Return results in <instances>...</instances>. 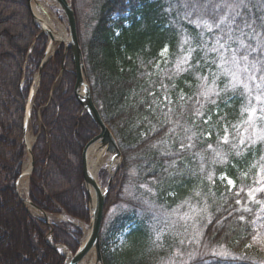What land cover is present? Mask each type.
Masks as SVG:
<instances>
[{"label":"trees","instance_id":"obj_1","mask_svg":"<svg viewBox=\"0 0 264 264\" xmlns=\"http://www.w3.org/2000/svg\"><path fill=\"white\" fill-rule=\"evenodd\" d=\"M189 2L197 0H94L84 20L73 3L94 100L123 151L104 218L131 181L135 208L146 218L115 251L102 235L105 264H264V251L252 242L264 200L256 178L264 134L254 133L257 119L249 123L250 110L259 117L264 107V40L254 39L258 51L248 61L234 63L232 41L198 23ZM217 2L228 0H205ZM254 4L264 12V0ZM33 20L28 0H0V264L66 262L46 241L49 225L14 187L25 158L26 99L48 44ZM64 56L61 45L43 67L35 98L41 130L30 199L48 213L64 210L87 222L83 151L99 129L77 95L70 51L60 71ZM3 176L11 184L2 186ZM131 214L113 222L110 237L121 236ZM66 227L54 228L53 242L76 252L83 232L73 238Z\"/></svg>","mask_w":264,"mask_h":264},{"label":"water","instance_id":"obj_2","mask_svg":"<svg viewBox=\"0 0 264 264\" xmlns=\"http://www.w3.org/2000/svg\"><path fill=\"white\" fill-rule=\"evenodd\" d=\"M63 11L65 12L67 19L70 25V33H71V43L70 48L72 51V59L75 66V75L77 79V93L81 104L83 105L84 109L88 111L91 118L94 120L96 125L100 129V135L94 138L84 149L83 159L86 163L84 166L85 169V184L89 195L91 197V220H92V233L84 240L81 244L78 251L75 255L71 258V260L66 264H78L86 255L90 249H94L96 252V263L97 264H104L102 248H101V227L103 223V216H104V208L106 202V193L100 187L98 182L92 177L90 174V170L87 166V156L90 154L91 149L93 148L94 144H98L99 149L103 148L106 149L107 152H110L114 155V159L116 162V168L118 169L122 162V151L120 149L118 140L116 139L115 135L113 134L112 130L108 127L105 123L99 109L97 108L94 99L90 84L88 82V75L84 61V55L82 52V48L79 45V38L77 32V21L75 16L74 8L69 0H56ZM31 5V0H29ZM36 16V15H35ZM52 40L55 39L54 35L49 32ZM30 104L31 98H28L27 101V113H26V120H25V132L28 129V117L30 111ZM29 153L31 155L32 160V169L35 165V159L32 154L31 148H29ZM112 180V178H111ZM20 181V179H19ZM89 187L94 189L96 203L94 204V198L90 193ZM108 190V188H107ZM34 207H36L33 203H31ZM38 210L43 212L46 217L47 213L42 211L40 208L36 207ZM47 219V218H46ZM48 221V220H47Z\"/></svg>","mask_w":264,"mask_h":264},{"label":"rangeland","instance_id":"obj_3","mask_svg":"<svg viewBox=\"0 0 264 264\" xmlns=\"http://www.w3.org/2000/svg\"><path fill=\"white\" fill-rule=\"evenodd\" d=\"M40 2L43 3L45 8H46V15L45 16L48 18L50 17L55 25L65 26L66 30L68 31L69 30L68 21L66 19V16H65L63 10L57 4V2L55 0H40ZM73 3L76 6V8L78 9L79 16L81 19L84 20L85 18L91 17V14L93 11L94 0H73ZM29 6L31 8L30 2H29ZM32 16H33V19H36V16L33 14V12H32ZM36 22L38 24H41L40 21H38L37 19H36ZM58 45H59V41H56L54 43L53 49L48 48L51 50V55L55 53ZM36 73L37 72L35 71L34 77H35ZM30 111H31V117L29 118L28 134L35 139L37 133L40 131V125H41V122H40L39 117H38L37 105H35V107L32 106V110L30 109ZM259 123L263 124L264 120H260V119L256 120V123L254 124V133H257L258 131H260L261 135H263L264 129L262 128V125H260ZM118 141L121 145V142L119 139H118ZM43 150H47V148L44 147ZM30 158H31V155L29 154V152L25 148V158L23 160L24 166H25V163L27 161H30L29 160ZM113 161H114V159H113ZM109 165L110 164H106L104 167H107L109 169V167H110ZM115 165H116V162H114L112 164V166H114V167H115ZM224 177L225 176L222 175L221 179H223ZM256 178H257V183H258V192L263 193V195H264V190H261V189H264V161H263V165L261 167V170L259 171V174ZM3 179H4V185H2V186H5V185L7 186V185L11 184V181L4 178V176H3ZM229 180H231V179H229ZM19 182L20 181L18 179L17 184L14 187H15L16 193L18 194L19 198L22 201V198H21L22 196L20 195V192L18 189ZM102 184H103V186L105 185L104 183H102ZM28 193H30V191ZM137 202H139V198L137 197L136 192H135L134 182L131 181L127 184L126 188L123 191L122 202L120 204H118L117 207L112 208L110 213L108 214L107 218L104 220V222H106V228L104 231V235H105L104 238H105V241L108 240V243L105 247L111 248L112 251H115L118 248H122L124 245H126L127 235L135 227L141 225L142 223H144L146 221L145 214H144L143 210H141L140 208H135V206H136L135 203L137 204ZM22 203L25 205V203L23 201H22ZM131 212H132L131 215L134 219L133 222H130V224H128L125 227L124 232L121 234V236H119L117 238L110 237L109 233L112 229L113 222L117 223V218L128 215ZM33 216L36 217L35 215H33ZM50 217H51L50 221H53V222H65L66 221L65 222V223H67V224H65L67 226L66 229H68L69 231H75V226L72 223H70V221H68V219L65 218L64 214L51 215ZM149 222L152 223L151 221H149ZM253 227L255 230V235L253 238V244L256 247H258L259 249H262L264 251V200L262 201V204L259 207V210L257 211V215L253 221ZM90 228L91 227L89 225H87V224L84 225L85 232L89 231ZM156 230H159V229H156ZM60 251L62 253L65 252V251L63 252L62 250H60ZM218 252L221 254L227 253V251H225V250H220ZM94 255H95V252H94ZM178 263H181V262H178Z\"/></svg>","mask_w":264,"mask_h":264},{"label":"snow or ice","instance_id":"obj_4","mask_svg":"<svg viewBox=\"0 0 264 264\" xmlns=\"http://www.w3.org/2000/svg\"><path fill=\"white\" fill-rule=\"evenodd\" d=\"M187 7L192 10V14L199 17L197 21L202 22L205 27L211 31L214 26L219 32H222V40L232 41L230 47L232 51V59L234 63L240 64L249 60V56L252 53H256L258 49L253 42L254 39L264 40V12L257 14V6L254 4V0H228L227 3H205V0H197L196 3L189 2ZM227 10V11H226ZM239 37L237 40H233L234 36ZM247 41V43H245ZM222 48L226 45H221ZM237 47L239 51L237 52ZM264 51V49H261ZM239 56V60L236 57ZM258 62V61H257ZM245 72H248V68H244ZM260 71L264 73V66ZM256 77L249 74V79H255ZM247 88V84L244 85ZM260 96H257V100ZM261 115L257 117L256 109L252 108L249 115V123L254 124L255 119L264 120V107L260 109ZM233 182L229 180V184ZM264 190V189H261ZM249 196H252V192H249ZM240 201L238 200L237 203Z\"/></svg>","mask_w":264,"mask_h":264},{"label":"bare ground","instance_id":"obj_5","mask_svg":"<svg viewBox=\"0 0 264 264\" xmlns=\"http://www.w3.org/2000/svg\"><path fill=\"white\" fill-rule=\"evenodd\" d=\"M31 10H32L33 14L36 15V19L38 21H40L41 26H43L46 30H48L51 34H53L56 37V39L59 40V43L64 46L65 56H64V59H63L62 65H61V69H60L61 72L64 71L67 67V61H68V57H69L68 52L70 51V53L72 55V51L70 48V43H71L70 30L67 31L65 26L55 25L50 17L49 18L46 17L45 16L46 15V8H45L44 4L40 2V0H31ZM76 21H77V19H76ZM77 32H78V38H79V45L82 48L78 21H77ZM54 43H55V41H51L49 48L53 49ZM32 55H33L32 49H30L28 51L27 57H26L27 58V64H29L28 59ZM50 59H51V50L46 49L44 56L42 58L41 64H40V69L38 70V73H37V78L33 82V85L31 87V90L29 91V95L27 97V99L29 97L31 98L30 107L33 103L36 92L38 90V85L41 82L43 67L50 61ZM27 64L24 67V70H26L27 68H30V69L32 68V66H27ZM29 65H31V64H29ZM73 66H74V64H73ZM74 71H75V66H74ZM27 75L28 74L24 73L22 85L25 83V79L27 78ZM29 113H30V111H29ZM96 136L98 137L99 135L97 134ZM33 143H34V138L27 133L25 145H28V148H29L33 145ZM99 147H98V144H94L93 148L90 151V154L87 156V158H88L87 159V166L90 170V174L98 183H99V180H98L99 170L102 167H104L106 164H112L114 162L111 154L109 152H107L106 149H103V148L99 149ZM83 154H84V152H83ZM29 160L30 161H27L25 163V166L23 164V168H22L23 176L20 179L18 189H19L20 195L22 196L21 198L23 199V202L25 203L24 206H26L27 210L28 211L30 210L31 213H33L34 215H36L38 217H44L45 214L43 212H41L40 210H38L36 208L37 205L34 202H32L29 198L30 193H28V192L30 191V183H31V178H32V174H33V172H31V169H32L31 158ZM82 163H83V166H85L84 163H86V162L84 159H83ZM84 174H85V169H84ZM84 183H85V176H84ZM89 190H90V193L92 194V196L94 198L93 200H94V204H95L96 203V197H95L94 189L92 187H89ZM31 203H33L36 207H34ZM91 233H92V229L85 232V239L89 238ZM49 239L51 240V237H49ZM61 249H62V247H61ZM69 256L72 257V253L69 252ZM79 264H97L93 248L90 249V251H88L86 253V255L79 262Z\"/></svg>","mask_w":264,"mask_h":264}]
</instances>
